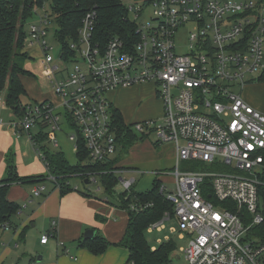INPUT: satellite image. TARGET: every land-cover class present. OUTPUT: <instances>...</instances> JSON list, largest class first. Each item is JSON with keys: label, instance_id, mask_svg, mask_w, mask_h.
I'll return each mask as SVG.
<instances>
[{"label": "built area", "instance_id": "2783aa9c", "mask_svg": "<svg viewBox=\"0 0 264 264\" xmlns=\"http://www.w3.org/2000/svg\"><path fill=\"white\" fill-rule=\"evenodd\" d=\"M123 2L135 26L129 39L114 35L101 40L95 33L97 11L88 9L77 38L69 42L70 53L60 52V58L68 62L80 50L86 65H76L62 79L56 77L60 64L52 66L48 10L29 24L27 46L41 51L42 63L53 76L58 105L64 107V119L72 120L80 130L92 163L107 161L121 148L107 93L154 84L163 102L161 121L152 118L128 125L143 138L154 133L157 142L174 145L176 164L169 173L173 187L161 184L174 214L166 211L147 230L162 231L167 220L176 219L172 232L157 240H185L177 249L184 253L187 264H264V243L254 236L242 240L264 220L259 191L264 183V112L242 94L246 82L254 78L249 76L264 74V0ZM182 30L185 36L178 42ZM55 105L48 99L23 103L14 127L30 138L34 136L32 127H45L47 138L59 148L57 131L63 114ZM71 137L77 141L75 130ZM32 142L49 169L40 144L35 139ZM220 163L249 175L208 170ZM46 177L60 186L58 176L48 171ZM79 177L96 183L100 172ZM119 181L125 190H131L136 178L119 176ZM46 191L47 186L39 182L33 195ZM151 205L135 202L131 208ZM48 239L46 234L41 242ZM162 264L179 263L171 259Z\"/></svg>", "mask_w": 264, "mask_h": 264}, {"label": "crops", "instance_id": "0c3cea01", "mask_svg": "<svg viewBox=\"0 0 264 264\" xmlns=\"http://www.w3.org/2000/svg\"><path fill=\"white\" fill-rule=\"evenodd\" d=\"M154 89L155 85L152 83L123 87L112 90L111 100H109L113 106L121 110L125 122L131 119L133 121L152 119L148 116L157 115L160 112H156L157 102L161 103L162 115L164 112L163 102L157 98L153 92ZM243 97L255 108L264 112L263 100L246 93ZM28 99L32 101L30 96ZM140 100L144 104L136 112V106ZM17 120V113L6 104L4 98L0 104V179L7 174L8 162H14L17 173L20 176L31 177V180L12 184L7 191V198L20 204L32 202L38 198L39 204L21 222L13 219L7 226L0 225V264H127L129 250L125 246L112 244L105 251L95 254L80 243L87 229H95L96 234L103 235L113 243L120 241L128 221L127 211L92 194L87 195L76 190L61 194V185L56 186L52 181V187H50L43 182L47 179V173L26 174L33 170L22 169V162L27 161L29 165L41 167L42 163L37 158L42 159L30 136L19 133L14 127L13 123ZM40 132L46 133L47 130L45 127L43 130L36 128V132L32 134L37 135ZM143 140L135 142L124 156H121L123 150L119 149V153L116 154L119 155L117 165L121 167L117 170L118 175L127 177L125 174H129V177H132L137 172L150 174L152 184L156 179V177L153 178L155 173L162 176L169 175L172 178L169 174L171 170H164L161 167L165 162L164 150L173 145L158 142L159 144L150 145L151 152H149ZM170 150L171 153L168 156L176 162L175 148ZM150 162H154L158 168L141 169L139 166ZM42 177H45L44 180H40ZM159 179L163 182L162 177ZM39 182L47 186V191L36 197L33 195V189ZM152 184L145 188L139 187L138 191L149 189ZM46 234L49 235V239L47 243H42L41 238Z\"/></svg>", "mask_w": 264, "mask_h": 264}, {"label": "trees", "instance_id": "16d2710c", "mask_svg": "<svg viewBox=\"0 0 264 264\" xmlns=\"http://www.w3.org/2000/svg\"><path fill=\"white\" fill-rule=\"evenodd\" d=\"M47 1L52 7V12L49 14L58 25L57 37L61 41L62 51L66 56L70 53V40L77 38L82 18L90 8L97 11L95 33L103 41L114 35L120 36L123 40H128L130 33L135 28L134 23L128 16L123 0ZM44 2L46 1L0 0V95L4 93L6 104L15 112L22 108L23 97L27 94L24 78L34 76L33 72L19 61L28 58L25 51L28 32L25 26L27 21L34 15L35 6L37 4L43 5ZM262 79H264V74L259 77V80ZM111 111L116 134L121 143V150H128L143 137L132 131L125 122L119 108L111 104ZM69 122L77 135V163H70L62 151L53 150L45 144H40L49 163V171L59 177L61 194L74 190L75 187L73 188L71 184L66 183L70 177H79V175L94 172L95 170L107 171L100 174V181L104 190L112 193L119 182V175L115 173L121 168L117 165L119 155L104 162L92 163L89 160L84 137L75 123L70 119ZM46 138L47 134L40 132L36 136H32L31 139L41 143ZM44 178L42 177L40 180H44ZM262 178L264 180V175ZM27 180H31V177L20 176L16 171L14 162H8L7 174L0 179V225L10 224L12 216L17 214L22 208L20 203L10 201L7 198L9 187L14 183H24ZM161 184V180L156 178L149 189L138 191L131 188V190H124L118 194L120 201L118 207L125 209L128 213V221L120 241L113 243L103 235L96 234L92 239H81L80 243L95 254L105 251L112 244L125 246L129 250L128 262L133 261L134 264H162L171 260V254L178 247L176 239L164 241L153 249L145 235L148 226L152 222L160 220L166 211H169L172 215L174 214L173 203L161 191ZM259 191L262 197V212L264 215V183L260 185ZM85 194L91 195L87 192ZM135 202H152V205L136 210L130 206ZM249 231L251 235L264 243V220L260 224L253 226Z\"/></svg>", "mask_w": 264, "mask_h": 264}, {"label": "rangeland", "instance_id": "374dc122", "mask_svg": "<svg viewBox=\"0 0 264 264\" xmlns=\"http://www.w3.org/2000/svg\"><path fill=\"white\" fill-rule=\"evenodd\" d=\"M45 6V8L43 7ZM45 9L48 10V13L52 12V7L49 4L48 1L44 2L43 5H36L35 6V13L34 15L27 21L26 23V30L28 29V26L30 23L32 22H36L37 18L40 14H43L45 12ZM53 16V15H52ZM58 34V25L56 23V21L54 20V18L52 17V22H50L49 24V29H48V35L47 38L50 41V44L53 45V47L50 49V53L51 55H53L54 57V61L52 62V66L55 64H60V70L56 73V77L58 79H62L63 76H67L68 71H72L74 69V67L76 65H79L81 67L86 65V60L84 59L83 55L81 54L80 50L76 51V55L75 58L73 59L74 61H70L68 60V62H64L61 58H60V52L62 49V44L61 41L58 39L57 37ZM185 36V31L183 32L180 31L179 33V39L177 40L178 42H182V38H184ZM70 41H73V39H71ZM27 46V45H26ZM81 47L83 48L84 46L81 44ZM181 50H184L183 48H181ZM25 51L27 52L28 58L27 59H23V60H19L21 63H23V65L27 68L30 69L33 73H34V77L30 76V77H25L24 78V83L27 89V93L29 95H25L23 97V103H26L28 101H30V98H32L31 100H43L42 98H47L48 100L53 101L56 105V110L58 112H62L61 114H63V121L61 122V127L60 130L57 131V138L60 141V147L57 148V150H60L64 153L65 157L69 160L70 163L74 164L77 163L78 158H77V154H76V140L74 138L71 137V135L74 133V129L72 128V126L70 125V122H68L66 119H64V107L58 105L59 102V97L58 95H56L53 90V76L52 74L49 72L48 68L42 63V53L39 49H36V47H31L28 46V49H26L25 47ZM68 67V68H67ZM254 77L253 79H250L248 82H246V86L243 89V94H251L253 97H255L256 99H260L264 101V79L259 80L258 78V73H254L251 76H249L248 78ZM120 89V88H118ZM235 90L237 92L241 91L240 87H236ZM153 92L155 93V95L157 96L156 93V87L153 90ZM108 98L111 100V96H112V91H109L107 93ZM1 97V102L2 100L4 101V93L0 95ZM157 98H159L157 96ZM160 99V98H159ZM161 100V99H160ZM26 101V102H25ZM144 102L142 100H140V103L136 106V112L137 109L141 106H143ZM155 108L157 109V111H160L157 115H151L148 116V118H156L159 120V122L161 121V103L157 102V104L155 105ZM23 109L21 108L19 111H17V116H18V120L19 117L22 114ZM137 121L139 119H136ZM126 122L130 123V122H135L133 121V119L131 120H126ZM36 128L37 127H32L31 128V132L35 133L36 132ZM143 142L146 145V149L151 152V146L150 145H156L159 144L157 142V137L154 133H151L147 138H143ZM142 140V139H141ZM41 145L45 144L47 147H49L50 149H56L54 148V143L53 141H49L47 138L44 139V141H42L41 143H39ZM172 144V143H171ZM173 145V144H172ZM160 146V145H159ZM170 148H174L173 146H169V148H166L164 150L166 156H165V162L164 165H162V169L164 170H174L175 169V159H171L168 155H170L169 153H171ZM128 151L127 150H123L121 153V156H124ZM119 153V151L117 152ZM16 155V154H15ZM17 159V155L15 156ZM38 161H41L42 165L40 166H35V165H29V163L27 161L22 162V169L25 170H33L32 172H25L26 174L29 173H39L42 172L43 174L47 173V168L45 166V163L42 162V160H40L39 158H37ZM17 161V160H16ZM17 163V162H16ZM141 169H148V168H155L157 166H155L154 162H150L148 164H141L139 165ZM183 167V166H182ZM158 168V167H157ZM160 168V169H161ZM199 168H202L201 166H199ZM209 171L212 172H217V171H221V172H232V173H236L239 175H249L248 171H244L238 168H235L234 166L231 165H226L224 163H220L219 165H212L210 167H208ZM94 172H100V174H103L107 171H94ZM164 172V171H163ZM116 174H118L115 171ZM121 175V174H120ZM125 176L129 177V174H125ZM133 176L136 177L137 182H136V186H134L133 188L138 190L139 187L141 188H145L146 186H150L152 184V176L150 174H145L142 172H137L134 173ZM161 178L164 183H166L170 188L173 187V182H172V178L168 175H158L155 173L153 178ZM69 181L71 182L73 188L77 185L78 188H74V190L82 192V193H89L92 194L94 196L99 197L100 199H104L107 200L109 203H112L113 205L118 206L120 201L118 199V194L122 191H124L125 189L123 188L121 182L119 181L118 184L115 186L114 190L112 193H108L107 191L104 190V187L100 181V177H98V182L96 183H85L84 180H82L80 177L78 176H72L70 177ZM44 183H46L48 186L52 187V181L50 179H45L43 181ZM42 182V183H43ZM139 183V184H138ZM138 185V186H137ZM98 186H100V188H98ZM38 198H35L32 202H26L21 204L22 205V209L21 211H19L17 214H15L14 216H12V220L14 219L15 221L21 222L23 219H25L29 213L32 212V210L38 206ZM25 205V206H24ZM132 205V204H131ZM130 205V206H131ZM28 208V209H27ZM25 209H27V211H25ZM25 211V212H24ZM31 224V223H30ZM41 225V223H40ZM176 226L177 225V220L176 219H172V220H167L165 223V227L164 229H162V231H157L155 230L154 232H150V231H146L145 235L147 238L148 243L153 247V246H157L160 244V242L157 240L158 237H164V235L166 233H171L172 231L170 230L171 226ZM251 236L250 233H248L247 235H243V238L245 239H249ZM176 237V236H175ZM178 246L181 245H185L186 241H182L180 239H176ZM172 259L179 263V264H187V261L184 258V253L178 248L176 249L172 254H171Z\"/></svg>", "mask_w": 264, "mask_h": 264}, {"label": "water", "instance_id": "95a60500", "mask_svg": "<svg viewBox=\"0 0 264 264\" xmlns=\"http://www.w3.org/2000/svg\"><path fill=\"white\" fill-rule=\"evenodd\" d=\"M85 183H89L88 179H85ZM96 235V230L95 229H87L84 233V238L85 239H92Z\"/></svg>", "mask_w": 264, "mask_h": 264}]
</instances>
